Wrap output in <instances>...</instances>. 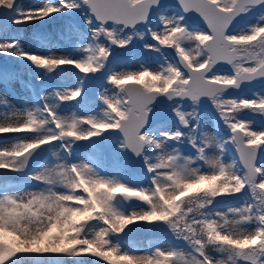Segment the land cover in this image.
I'll return each mask as SVG.
<instances>
[{
    "label": "snow or ice",
    "instance_id": "6c2138e0",
    "mask_svg": "<svg viewBox=\"0 0 264 264\" xmlns=\"http://www.w3.org/2000/svg\"><path fill=\"white\" fill-rule=\"evenodd\" d=\"M74 12L32 33L46 52L26 51L18 33L0 41V134H33L0 149V264H264V90L243 95L264 85V0H0V36ZM147 53L159 67L138 60ZM64 66L76 88L38 89L23 72ZM133 197L147 207L129 210ZM137 221L172 242L125 248ZM87 253L99 260L77 259Z\"/></svg>",
    "mask_w": 264,
    "mask_h": 264
},
{
    "label": "rangeland",
    "instance_id": "374dc122",
    "mask_svg": "<svg viewBox=\"0 0 264 264\" xmlns=\"http://www.w3.org/2000/svg\"><path fill=\"white\" fill-rule=\"evenodd\" d=\"M40 2H42V0H27L26 7L31 5V3L33 5V4L40 3ZM69 15L75 17L76 19L80 18V13L79 12H74V13L65 14V15L57 14L56 17L49 18L47 21L36 22L35 24H33V26H30L29 33H25V34L22 32V30L20 28V25H12V30L9 31V32H6L4 35L0 36V41L14 38L15 35L18 33L19 36L21 37V42L23 43L24 48H25L26 47V43H24V40H28V38L30 39V37L32 36L33 32H36V31H39V32H54L56 28H58V27H60L62 25V24L55 25L56 24L55 22H57L58 20H62L63 18H64V22H65V20L68 18ZM48 22L50 23V25L46 24ZM81 23H82V21H81ZM41 50L43 52L47 51V49L40 48L39 46L38 47H34L33 49L32 48L31 49H27L26 51H33V52L34 51H38V52H40ZM53 51L60 52V49H54ZM164 52L167 54L168 60H170L173 63H176V61H175V56L177 55L176 52H172V50L170 48H164ZM8 59L11 60V58H8ZM138 60H142L146 67H149L150 69H155V68L159 67V64L161 62H163L164 57H161L159 53H147L146 55H144L142 57H138ZM7 62H8V60H6L5 57L0 56V64L7 63ZM16 63H17V66H19L21 64L27 65L26 61H24V62H19L18 61ZM139 66H140L139 63L131 64V68H133V69H137V68H139ZM64 67L65 68H63V69L58 71V74L57 73H53L52 77L45 76L42 69H35V68L25 67L23 69V72L25 74V79H28L29 76L31 75L32 80H33L34 83H36L38 89L41 86L40 82H42V80L41 81H37V79H36L37 77H44L46 79H49V80L52 81V83H56L61 89L68 88L70 90L71 88H76L78 86V84H76V85L75 84L67 85L68 81L65 80L66 75H64L63 71L66 70L68 72L76 73L78 75L77 70L74 69L71 66H64ZM218 68H219V70L222 73H226V72L230 71L229 66H226V65L218 66ZM38 74H41V75H38ZM53 77H54V79H53ZM78 77H79V75H78ZM96 79L97 80H102L103 77L100 74H97ZM262 90H264V85H261L259 82H256V83H254V87L252 89H250L248 92L244 93L243 95H246L247 97L251 98L253 91L261 92ZM232 95L233 96H239V95H242V94L238 93V92H232ZM68 103H69L68 105H64V104L61 105V110H62L61 114L62 115H71V112H72L71 108L75 107L77 102L73 101V102H68ZM20 106H21V102L19 100V107ZM209 111H211V106L210 105H209ZM80 115L83 116V115H86V113L81 112ZM243 115H245V114H243ZM247 118H252L251 117V113H247ZM255 120H256L255 127L259 128V126H260L259 125L260 117H255ZM205 121H206V123L208 124L209 127H215L217 130H219V128L221 127V125H216L214 121L209 119V116L207 114H205ZM31 135H33V134H31ZM107 135L108 134L106 133L105 136H107ZM81 143H84V142H81ZM113 146L115 147V145H113ZM46 155L49 158H51L50 153L46 154ZM229 159H231V156H229ZM5 171L6 170L0 169V176H2L3 172H5ZM7 175H8V177H10V173H8ZM9 181H11V179ZM136 183H141V182L137 181ZM142 183H143V187L146 188L148 186L147 181H143ZM208 186L209 185L207 183H205L203 185H200L199 188L190 189L189 190V195H191L192 193H196L200 189L206 188ZM115 195L119 196L120 193L118 192ZM67 203H73V202H67ZM242 203H243V201L239 202V204H242ZM135 207H147V205L143 204L138 199L133 197V198H131V200H130V202L128 204V208L130 210L131 208H135ZM222 210L223 211H227V207H224ZM77 219L80 220L82 218L81 217H77ZM92 223H95V222L92 221ZM137 224H143L144 227L139 229V230H137V231H135V232H133L132 234H130L126 238V242L124 244L125 248L137 249L138 250V254L142 255V254H144V252L146 250H149V249L155 250L156 246H160V247L166 248L172 242V237H171V235L169 233L162 232L161 235L152 237L151 236L152 226L150 224H148V222H144V221H137L134 224L127 225L126 228H125V231H127L128 227L135 228L137 226ZM58 234H59L58 232L57 233L53 232L51 235L55 236V235H58ZM69 235H72V233H70ZM121 235H123V234L121 233ZM9 239H12V238L9 237ZM47 240H48V238H45V243H47ZM61 255H63V254H61ZM213 255H215V254H213ZM79 258H82V257H78L77 259H79ZM64 259L66 261H68L69 264H71V260L74 259V258L65 256Z\"/></svg>",
    "mask_w": 264,
    "mask_h": 264
},
{
    "label": "bare ground",
    "instance_id": "6f19581e",
    "mask_svg": "<svg viewBox=\"0 0 264 264\" xmlns=\"http://www.w3.org/2000/svg\"><path fill=\"white\" fill-rule=\"evenodd\" d=\"M20 2L23 4L24 7H26L27 0H20ZM29 6H32V3ZM63 22H64V18L62 20H58L57 22H55L56 23L55 25L63 24ZM46 24L50 25L49 22L46 23ZM30 26H33V24H29V25H26V26L20 25V28H21L22 32L25 34V33H29ZM24 43H26L25 50L31 49V48L33 49L34 47H38V45L35 42H33L32 40H30L29 38H28V40H24ZM40 52H43V51L41 50ZM63 73H64V75H66L65 80L68 81L67 85H71V84L72 85L73 84L76 85V84H78L77 82H78L79 77H78V75L76 73L68 72L66 70L63 71ZM38 75H41V74H38ZM40 83L41 84H48V83H52V81L49 80V79L43 78L42 82H40ZM8 97H9L8 98L9 101H11L15 106L19 107V99H14L12 96H8ZM2 110L3 109L0 108V111H2ZM2 123H4V121H3L2 117H0V124H2ZM31 134L32 133H27V132L0 134V149H2L5 146L4 143H3V141H5V140H11V138L15 137V136H30ZM17 175L18 174H16V173H10V179H11V181H9L10 185L14 186L15 184L20 183V181H19L20 178L17 177ZM53 232L57 233V231H53Z\"/></svg>",
    "mask_w": 264,
    "mask_h": 264
},
{
    "label": "trees",
    "instance_id": "16d2710c",
    "mask_svg": "<svg viewBox=\"0 0 264 264\" xmlns=\"http://www.w3.org/2000/svg\"><path fill=\"white\" fill-rule=\"evenodd\" d=\"M245 112H246V110H245ZM245 112H242L241 113V115H243V114H245ZM182 199H184V200H187L188 199V196H185L184 198H182ZM217 199H226V200H229L230 199V197H217ZM183 207V206H182ZM212 254H216L217 255V253H212ZM83 259H88V260H99V257H93L92 255H91V253H87V254H85L83 257H82ZM99 264H107V262L106 261H102V260H100L99 261Z\"/></svg>",
    "mask_w": 264,
    "mask_h": 264
},
{
    "label": "water",
    "instance_id": "95a60500",
    "mask_svg": "<svg viewBox=\"0 0 264 264\" xmlns=\"http://www.w3.org/2000/svg\"><path fill=\"white\" fill-rule=\"evenodd\" d=\"M176 60H177V62L179 61V57L178 56H176ZM129 84H134L135 82H133V81H131V82H128ZM255 82H253V84H254ZM229 91L230 92H236L235 90H232V89H229ZM44 147H48V145H45ZM137 167H139V166H137ZM157 234H161L159 231H158V233ZM151 235L153 236L154 235V232L153 231H151Z\"/></svg>",
    "mask_w": 264,
    "mask_h": 264
}]
</instances>
